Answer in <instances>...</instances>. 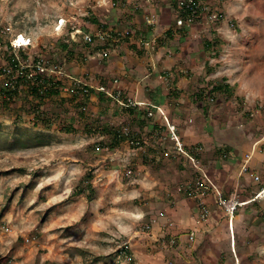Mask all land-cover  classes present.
Masks as SVG:
<instances>
[{
	"label": "rangeland",
	"instance_id": "obj_1",
	"mask_svg": "<svg viewBox=\"0 0 264 264\" xmlns=\"http://www.w3.org/2000/svg\"><path fill=\"white\" fill-rule=\"evenodd\" d=\"M126 1L138 7L131 14L142 23L153 17L152 26H157L158 19L168 22L171 15L176 24L172 5L177 0H124L119 5L128 6ZM202 2L206 9L195 21V34L222 29L216 21L210 24L206 13L220 14L219 5L230 4L233 8L225 11L224 19L230 20L237 34H252L248 45L255 47L256 34L264 36V0ZM119 10L111 0H0V32L8 28L6 35L0 33V67L3 44L21 34L31 39V46L22 49L27 54L39 53L44 61L61 63L67 76L99 87L111 58L106 63L98 60L93 46L76 34L96 33L87 16L93 14L109 26ZM67 35L71 59L62 49ZM249 52L240 55L241 63L264 76V54L257 58L254 50ZM105 87L114 92L117 83ZM90 90L92 101L82 117L70 101L60 108L42 105V110L58 116L49 128L33 121L26 97L8 106L0 100V264H264V194L258 195L264 188V116L245 119L236 105L221 102L208 109L209 117L207 113L195 119V128L201 124L205 133L199 134L205 144L202 149L210 150L198 155L200 168L223 198L234 195L241 204L229 231L212 197L210 203L206 201L209 215L203 220L196 201L184 196L183 188L194 182L196 172L177 154L170 133L169 139L157 137L159 144L171 148L168 159L152 166L142 164L141 156L131 152L139 149L126 143L117 150H96L101 138L86 134V124L122 128L130 118L116 104L99 100L96 88ZM120 90L123 97L137 102ZM184 121L187 126L194 124ZM71 124L76 134L59 131ZM216 130L221 134L216 136ZM142 139L140 148L146 146ZM138 152L149 159L144 150ZM87 177L92 190L86 189L83 178ZM79 189L84 192L77 195ZM190 233L193 241L188 239Z\"/></svg>",
	"mask_w": 264,
	"mask_h": 264
},
{
	"label": "crops",
	"instance_id": "obj_2",
	"mask_svg": "<svg viewBox=\"0 0 264 264\" xmlns=\"http://www.w3.org/2000/svg\"><path fill=\"white\" fill-rule=\"evenodd\" d=\"M219 8L221 13L218 14L216 25H221L222 29H214L212 34H195V23L188 27H177L175 22H172L171 15L167 18L168 22H164L165 18L158 19L157 26H152L154 23L147 25L146 22H140L128 11H124L125 9L117 11V14L110 18V26L123 30L126 25H130L134 34L124 41L107 42V56L104 59L96 53L98 60L111 58L109 65L104 69L105 77L99 79L97 84L108 86L111 82L112 86V82L116 81L118 88L141 104L131 108L132 114L129 118L135 120L136 131L146 144L144 148L136 150L137 152H131L139 154L144 165L152 166L161 159H168L171 149L168 145L164 146V142L159 144L161 138L157 137L165 135L169 139V132L164 130L166 122L157 109L162 111L168 124L174 126V134L178 141H181L183 150L196 159L201 151H210L209 148L202 149L205 146H202L204 142L199 136L205 134L200 131L202 125L197 124L198 127L196 125L195 128V119L197 120L198 116L205 118L208 109L210 111L214 106H220L221 102H228L236 105L239 116L245 119L254 121L264 116V98H260L264 97V76L258 70H247V63H241L240 59V55H246L253 50L256 57L258 54H264V36L256 34L255 47L248 45L249 40L252 42V34H237L236 27L229 24L230 20L224 19L225 11H230L233 7L229 4L219 5ZM227 16L231 17L232 12H228ZM224 25L235 32L228 30ZM94 31L98 30L95 28ZM145 42L149 45L143 46ZM255 67H258L257 64ZM218 72H221L220 75ZM195 73H198L196 79ZM89 87L95 89L97 85ZM246 90L254 93V96H250ZM255 99L260 100V106L254 105ZM173 103L177 106L175 110ZM257 108L259 114L253 116ZM186 118L194 124L187 126L184 121ZM191 131L195 132V136L189 139L188 134ZM221 132L222 130H216V136ZM174 148L176 149V146ZM143 150L148 155V160L138 152ZM177 154L186 159L179 152ZM226 156L223 155L225 158ZM131 160L134 161L135 158ZM135 163L137 165L136 161ZM248 177L254 181L251 176ZM211 197L215 201L213 191H209L204 198L207 209L206 201L210 203Z\"/></svg>",
	"mask_w": 264,
	"mask_h": 264
},
{
	"label": "trees",
	"instance_id": "obj_3",
	"mask_svg": "<svg viewBox=\"0 0 264 264\" xmlns=\"http://www.w3.org/2000/svg\"><path fill=\"white\" fill-rule=\"evenodd\" d=\"M123 3L124 0H111L112 7L115 8H121V10L126 9L130 14L134 11H137L138 7L133 5H130V1H126V5L121 4L119 5V2ZM144 1V0H140ZM120 6V7H119ZM173 6V14L178 17L185 18L184 15L181 13V10H179L177 6V1L174 2ZM126 7V8H125ZM86 20L95 27L98 31L96 32H105L109 31L112 34V37H115L116 34L122 33L124 31H129L132 33V29L130 25H126L123 30L121 28H115V26H109L107 23L101 24L97 21L96 17L91 14L86 17ZM110 21V20H109ZM120 29V30H119ZM1 34L2 31L0 32ZM1 37V36H0ZM127 38L121 39L119 41H124ZM70 36L67 35V38L65 42L62 44V49L65 51V55L68 57V59L72 58V52L69 51L70 46ZM111 40H107L104 44H86L85 45H91L93 46V50L97 55H100L99 57L105 58L107 56L106 50L108 49L106 46V43ZM3 54H4V65L0 67V100L2 101V104L5 106H8L11 103L18 102L21 100L22 97H26L29 99V103L31 106V111L33 115V121L35 123L41 124L43 128H49L51 125L57 121V114L52 111H44L41 109V106L44 104L60 108L63 104L66 103V101H70L72 105L74 106V109L77 112V115L79 117H82L85 115L86 108L90 104V97L92 96V91L90 90V95L83 96V95H69L65 94L66 98L61 97V88L65 86H69L70 80L66 77H56L55 75L45 76V75H39L37 76L36 80L34 81H25L21 78V75L18 72V62H28L29 60L31 62L41 61L44 66H55L62 68L61 63L58 62H50V61H44L43 56H41L39 53L34 54H27L24 50L18 51L17 54H14L13 51H11L9 44H3ZM10 82H15V89H10L7 85ZM99 97V100L107 99L109 100L113 105L116 103L111 98H108L106 95L102 93L97 94ZM117 106L120 110H124L128 116L132 114L131 108H125L119 105ZM19 119V116L16 115ZM78 117V118H79ZM134 119L130 118V124L126 125V128L130 129L129 126H131L130 133L125 135L122 132V128L118 127H108V126H100L93 128L91 125L86 124L83 128L84 132L88 135L98 136L101 138L99 145L96 146V150H104V149H114L117 150L120 148L124 143H126L129 147L132 149H139L141 147L140 144V135L139 132L136 131V125L134 123ZM167 129V130H166ZM164 130L169 131L166 125L164 126ZM59 131L63 132L67 135H73L76 134V131L74 126L71 124L63 125L59 128ZM132 143V144H131ZM195 155V154H194ZM197 177V174H196ZM83 181L86 182V189L92 190L91 185V178H83ZM195 181V180H194ZM194 182H191L189 185L191 186ZM188 186L187 188H183L184 196H186V193L188 189L190 188ZM181 191V190H179ZM83 190H78L77 195L82 194ZM246 200L245 202H247ZM250 203V202H249ZM248 203H245L247 205Z\"/></svg>",
	"mask_w": 264,
	"mask_h": 264
},
{
	"label": "built area",
	"instance_id": "obj_4",
	"mask_svg": "<svg viewBox=\"0 0 264 264\" xmlns=\"http://www.w3.org/2000/svg\"><path fill=\"white\" fill-rule=\"evenodd\" d=\"M177 6L185 17L183 19L182 17L177 16V21L175 24L177 27L191 26L192 24L195 23L197 19H199V16H201L204 13V10L206 9L203 6L202 0H177ZM217 18H218V13L216 11H209L206 13V19L210 24H214ZM145 22L147 25H152L154 23V19L153 17L146 18ZM7 31H8V28H5L2 33L6 35ZM75 32L78 33V31H75ZM131 34L132 33L129 31H124L122 33L116 34L115 37H112L111 32L105 31V32H96L95 34H79L78 33L76 35H80L82 41L86 44H95V43L104 44L107 40L119 41L124 38H130ZM20 37H24V36L21 34H18L8 43L11 51H13L14 54H17L18 51L22 49L29 48L32 44L31 39L29 37H24L25 42H26L25 45L17 44L16 42ZM142 45L148 46L149 43L145 42ZM18 72L21 75V78L25 81H34L39 75H45V76L55 75L56 77H59V78L66 77L71 82L69 86H65L61 88L62 94H69V95L76 94V95H83V96L90 95V87L87 84H84L81 80L73 79L70 76H67L66 74L63 73L62 69L59 67L44 66L41 61H36V62H31L30 60L28 62L19 61L18 62ZM114 83H116V81H114ZM7 86L10 89L14 90L15 82H10ZM96 92L97 94L102 93L106 95L108 98H111L112 100H114V102L117 105L125 107V108H134V107L141 105L140 103L130 98L123 97V94L120 88L118 87L116 88V90H114V92H109L105 86H99L96 88ZM253 103L257 107L260 106V100L258 99L253 100ZM157 111L159 112V114L162 116V118L166 122L171 138L175 141L177 152L184 155L187 161L195 168L197 177L194 183L188 189L186 193V197L188 199L196 201L197 207L200 209V213H201L200 216L204 220L209 215V211L206 208V205L204 203V198L206 194H208L209 191H213L215 195L214 203L216 207L223 214V217L226 218L228 230L232 231L234 215L237 211V208L241 204L237 202L236 197L234 195L230 196L227 199L222 197V195L218 192V190L215 188L213 183L207 177L206 173L200 168L199 162L195 158V156L188 154L183 150L182 144L178 141L177 137L174 134L175 132L174 126L168 124L167 119L164 117L160 109H157ZM257 114H259V108H257L253 112V116ZM122 132L123 134L127 135L130 133V130L126 127H123ZM242 171L246 172V166L242 167ZM253 180L258 181L259 178L257 176H254ZM260 193L264 194V188L261 189V191L258 193L259 196H260ZM149 228H150L149 225H147L145 226L144 229L148 230ZM194 237H195L194 233H190L188 236L189 241H193Z\"/></svg>",
	"mask_w": 264,
	"mask_h": 264
},
{
	"label": "bare ground",
	"instance_id": "obj_5",
	"mask_svg": "<svg viewBox=\"0 0 264 264\" xmlns=\"http://www.w3.org/2000/svg\"><path fill=\"white\" fill-rule=\"evenodd\" d=\"M16 43L19 44V45H25V44H26L24 37H20V38L17 40Z\"/></svg>",
	"mask_w": 264,
	"mask_h": 264
}]
</instances>
